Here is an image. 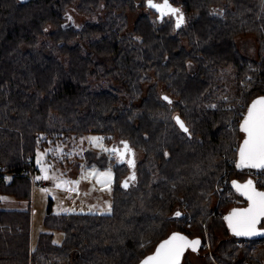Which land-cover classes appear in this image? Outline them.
<instances>
[{
    "label": "trees",
    "instance_id": "obj_1",
    "mask_svg": "<svg viewBox=\"0 0 264 264\" xmlns=\"http://www.w3.org/2000/svg\"><path fill=\"white\" fill-rule=\"evenodd\" d=\"M179 4L189 20L177 27L176 15L162 16L147 0H0V166L14 172L0 181V198L28 203L0 207V264H138L176 231L201 246L209 235L220 264H264V236L239 237L225 219L247 202L231 184L246 171L229 160L249 104L264 96V0ZM72 7L106 14L78 26L66 22ZM144 8L157 18L142 13L130 29L129 12ZM241 36L256 38V57L239 48ZM109 78L117 84L106 85ZM89 132L144 156L132 165L114 157L110 212L49 211L34 241L37 148ZM100 157L101 166L112 160ZM225 170L240 202L226 196L217 205Z\"/></svg>",
    "mask_w": 264,
    "mask_h": 264
},
{
    "label": "rangeland",
    "instance_id": "obj_2",
    "mask_svg": "<svg viewBox=\"0 0 264 264\" xmlns=\"http://www.w3.org/2000/svg\"><path fill=\"white\" fill-rule=\"evenodd\" d=\"M180 0H174L171 7L176 8L179 12L176 14L177 18L182 15L184 25L188 24V17H185L180 10ZM157 3L162 4V0H157ZM148 12L153 18H157V13L151 11L149 8L139 9L138 11L129 12L130 29L133 28L134 21L137 17ZM106 14V10H103L99 15L88 16L80 13L74 7L68 12L67 23L74 25H82L89 20H99ZM172 14L164 15V17L171 18ZM239 48L246 54L251 56H257L258 44L254 36H241L238 38ZM110 82H117L114 79H107L105 82L108 85ZM109 88V87H107ZM227 90L234 94L236 92L235 85V72L231 70L229 77L227 78ZM101 138L99 142L93 141L91 138ZM243 137V134H242ZM111 141H108L105 135L97 132H89L80 136L62 137L55 140H50L49 143L42 147H38L35 154V161L38 170L36 173L31 174L32 182L37 180V177L44 179L47 175L46 186L39 188L32 183V219H33V239L36 241L41 231L46 230L45 217L49 211L54 214L60 213H105L110 212L113 207L114 189L116 185V170L114 165L117 160L119 161H133L136 163L143 158L144 152L140 150H134L129 147L118 149L119 143L114 147L111 145ZM123 146V144H122ZM124 147V146H123ZM115 150V151H113ZM123 155L119 156V151ZM101 155H106L112 160L108 165L101 166L97 160L101 158ZM95 159V160H94ZM39 161V162H38ZM100 161V160H99ZM47 169V172L42 169ZM111 173V180L106 181V178L99 175L101 173ZM95 173V174H92ZM249 173H245L241 180L247 179ZM264 175V171H263ZM228 178V176H227ZM221 176L216 181H220ZM230 179V178H228ZM64 181L77 182L78 183H63ZM230 181V180H229ZM60 184V187H57ZM229 185V184H228ZM47 191H44V190ZM228 186L225 187L221 198L217 193L216 204L219 205L221 200L227 196L233 203H239L236 195L228 190ZM217 191V190H216ZM229 195V196H228ZM234 200V201H233ZM2 201H7L3 203ZM230 201V202H231ZM26 201H20L11 196H2L0 198V207H20L27 206ZM247 202L243 205H246ZM240 205V206H243ZM24 206V207H26ZM54 240L57 243H61L64 239V232L56 230ZM243 246V242H239ZM215 247L211 242L209 235H207V242L205 245L199 247L196 251L188 248L185 252L182 263L190 264H220L215 256ZM243 264H251L250 261Z\"/></svg>",
    "mask_w": 264,
    "mask_h": 264
},
{
    "label": "snow or ice",
    "instance_id": "obj_3",
    "mask_svg": "<svg viewBox=\"0 0 264 264\" xmlns=\"http://www.w3.org/2000/svg\"><path fill=\"white\" fill-rule=\"evenodd\" d=\"M147 5L150 8L156 9L162 16L168 14L176 15L179 12L178 9L171 7L168 0H164L162 4L154 3L153 0H147ZM182 23L183 17L181 15L177 19L176 26L179 27ZM164 99L167 100L168 98L164 97ZM176 120L180 128L187 132V128H185L183 122L178 117ZM241 131L246 133V138L239 148L240 159L236 167L264 169V98H259L252 103L241 125ZM91 139L98 143L101 138L94 137ZM125 149H127L126 144ZM122 155L123 153H121ZM128 163L132 165L134 162L129 160ZM42 170L47 172L46 168ZM99 175L106 178L105 182L111 180L110 172ZM40 178L37 177V179ZM43 178L47 179L48 177L45 175ZM63 183H78V181H64ZM124 186L127 187V183ZM233 186L241 195L247 198L249 206L244 209H234L225 219L228 221L229 227L235 235H254L256 234V224L260 218L264 217V192L257 191L251 180L244 184H239L234 181ZM57 187H60V184H57ZM44 191L47 190L45 189ZM199 244L200 241L198 239L189 240L183 235L174 233L168 240L159 245L155 254L148 256L142 261V264H180V257L185 249L191 248L193 251H196Z\"/></svg>",
    "mask_w": 264,
    "mask_h": 264
},
{
    "label": "water",
    "instance_id": "obj_4",
    "mask_svg": "<svg viewBox=\"0 0 264 264\" xmlns=\"http://www.w3.org/2000/svg\"><path fill=\"white\" fill-rule=\"evenodd\" d=\"M21 1H29V0H21ZM259 98H264V96H259V97H256L254 100H252L251 103L249 104L248 109L250 108V106L252 105V103H253L255 100L259 99ZM247 114H248V110H247V112H246L244 118L242 119V121H241V123H240V130H241V125H242V123H243L245 117L247 116ZM177 117L180 119V121L183 122L185 128H187V131H188L189 128L186 126L185 122H184L183 120H181V118H180L179 116H177ZM177 117H176V118H177ZM241 132H242V131H241ZM242 134H243V137L241 138V141H240V144H239V147H238V150H237V162H236V165H237V163H239V159H240V157H239V148L241 147V145L243 144L244 139L246 138V133L242 132ZM239 169L244 170V169H247V168H239ZM252 169H257V168H252ZM258 170H261V169H258ZM249 180L252 181V184H253V186L255 187V189H256L257 191H262V192H264V189L259 188V187L256 185L255 180H254L252 177H249V178L244 179V180H241V179H234V180L231 182V184H232V186H233V182H234V181L237 182V183H239V184H244V183H246V182L249 181ZM233 188H234V190H235L236 192H238L234 186H233ZM238 193L241 194L240 192H238ZM244 197H245V196H244ZM245 199L247 200L246 197H245ZM248 206H249V202H248V200H247V204H246V205H243V206H236V207L232 208V209L226 214V217L229 216V215L232 213V211H233L234 209H244V208H247ZM226 221H227V220H226ZM227 224H228V226H229L228 221H227ZM229 228H230V227H229ZM230 230H231V232L233 233V231H232L231 228H230ZM255 230H256V234H254V235H249V236H239V237L255 238V237H262V236H264V217L260 218V220H259L258 223L256 224ZM174 233H178V234H180V235H183V236H185L186 238H188L189 240H197V239H198V240L200 241V244L197 246V249L201 246V239L198 238V237L193 238V237H191L190 235L186 234V233L183 232V231H176V232H174ZM174 233H172L170 236H168V237L162 239V240L160 241V243L157 245V247L155 248V250H154L153 252H151L150 254H148L145 258H143L138 264H142V261H144L148 256H151V255L155 254L156 249L159 247V245H160L162 242L168 240V239H169ZM233 234H234V233H233ZM187 249H188V248H187ZM187 249H185L184 253H183L182 256L180 257V264H181L182 261H183V258H184V256H185V252H186Z\"/></svg>",
    "mask_w": 264,
    "mask_h": 264
},
{
    "label": "built area",
    "instance_id": "obj_5",
    "mask_svg": "<svg viewBox=\"0 0 264 264\" xmlns=\"http://www.w3.org/2000/svg\"><path fill=\"white\" fill-rule=\"evenodd\" d=\"M231 164H236L237 159L236 158H231L230 160ZM246 173H249V177H252L255 180L256 185L264 189V175L263 171L264 170H258V169H252V168H247L245 169ZM227 173L228 171L225 170L223 176L221 177L220 181L217 183V193L219 195V198H221L222 193L225 189V187L229 184V179L227 178ZM14 172H10L6 169L5 165L0 166V181H5L9 176L13 175ZM33 184L39 188H44L46 186V181L44 179H37L34 180ZM234 201V200H233ZM218 215H222L223 212L219 211L217 212Z\"/></svg>",
    "mask_w": 264,
    "mask_h": 264
},
{
    "label": "crops",
    "instance_id": "obj_6",
    "mask_svg": "<svg viewBox=\"0 0 264 264\" xmlns=\"http://www.w3.org/2000/svg\"><path fill=\"white\" fill-rule=\"evenodd\" d=\"M3 203L7 202V201H2ZM26 206V205H24ZM24 206H20V207H3V208H24Z\"/></svg>",
    "mask_w": 264,
    "mask_h": 264
},
{
    "label": "flooded vegetation",
    "instance_id": "obj_7",
    "mask_svg": "<svg viewBox=\"0 0 264 264\" xmlns=\"http://www.w3.org/2000/svg\"><path fill=\"white\" fill-rule=\"evenodd\" d=\"M118 149H121L122 150L123 149V146L119 147ZM127 149H125V150H127ZM121 150L119 151V156H120Z\"/></svg>",
    "mask_w": 264,
    "mask_h": 264
}]
</instances>
